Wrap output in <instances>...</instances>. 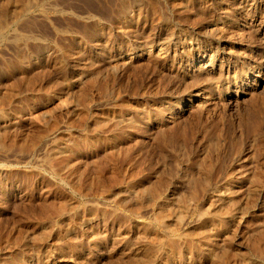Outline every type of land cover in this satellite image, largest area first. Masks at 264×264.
I'll list each match as a JSON object with an SVG mask.
<instances>
[{
  "label": "rangeland",
  "instance_id": "1",
  "mask_svg": "<svg viewBox=\"0 0 264 264\" xmlns=\"http://www.w3.org/2000/svg\"><path fill=\"white\" fill-rule=\"evenodd\" d=\"M0 264H264V0H0Z\"/></svg>",
  "mask_w": 264,
  "mask_h": 264
},
{
  "label": "bare ground",
  "instance_id": "2",
  "mask_svg": "<svg viewBox=\"0 0 264 264\" xmlns=\"http://www.w3.org/2000/svg\"><path fill=\"white\" fill-rule=\"evenodd\" d=\"M220 30V29H219ZM147 52L149 51V50H146ZM146 51H144L145 53H146Z\"/></svg>",
  "mask_w": 264,
  "mask_h": 264
}]
</instances>
